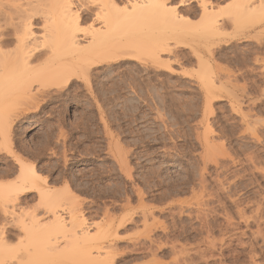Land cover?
<instances>
[{"label": "rangeland", "instance_id": "rangeland-1", "mask_svg": "<svg viewBox=\"0 0 264 264\" xmlns=\"http://www.w3.org/2000/svg\"><path fill=\"white\" fill-rule=\"evenodd\" d=\"M48 1L51 12L55 0ZM126 1L134 0L120 4ZM185 1L179 10L188 26L169 28L149 18L157 44L175 54L138 53L74 80L37 115L22 119L30 120V149L19 128L14 154L36 164L48 186L74 189L92 234L115 222V264H264V0H248L254 13L233 22L227 10L234 0H204L226 23L219 33L204 22L203 0ZM1 2L0 9L8 8ZM75 2L93 12L103 8L99 0ZM92 25L103 28L92 18L83 23ZM204 63L218 91L199 78ZM4 151L0 167L14 166ZM15 178L14 170L3 180ZM28 203L29 212L39 205L36 197ZM150 211L154 219L144 227L142 214ZM12 239L10 246H17Z\"/></svg>", "mask_w": 264, "mask_h": 264}, {"label": "bare ground", "instance_id": "bare-ground-1", "mask_svg": "<svg viewBox=\"0 0 264 264\" xmlns=\"http://www.w3.org/2000/svg\"><path fill=\"white\" fill-rule=\"evenodd\" d=\"M22 1L25 2L21 3ZM205 1L201 3L204 22L205 20L207 23L211 22L213 28L210 27L219 33L226 27V23L216 20L217 7ZM45 2L46 0L38 2L7 0L8 8L0 9V152L5 150L4 152L11 156L14 163L12 167L9 165L0 167V177H2L0 178V215L5 222L4 228L0 231V264H115L112 244V238L116 234L115 222L99 225L96 233L92 234V227L86 223L84 215L86 212L84 213L82 207L84 203H81L83 200L76 196L74 189L69 184H64L65 188L48 186L49 178L44 177L36 164H30L22 155L14 154L17 135L20 128L22 141L26 143L24 148L29 150L32 130L28 126L25 128V124L30 123V120L27 122L22 119L37 115L42 103L61 95L64 88L74 80L87 78L91 70L105 63H118L124 59L135 58L136 54L140 55L142 52L156 51V53L152 52V55L158 58L160 51L175 54L173 49L162 45L164 43L157 44L155 35L149 32L153 23L149 20L151 17L155 21L163 20L169 28L190 25L188 16H184L179 10L186 1L134 0L130 1L131 6L129 1L121 5L120 0H99L103 8L101 11H94L95 13L85 4L78 5L75 0H55L53 1L55 9L50 12L47 8L50 6L49 1L47 0L48 4ZM233 2V6H230L232 8L229 7L227 10L229 22L253 12V10L251 12L253 6H250L252 2L250 4L248 0ZM1 3L0 5L4 4ZM41 18L43 20L39 26L41 30L37 33L36 20ZM88 18H92L94 22H101L103 28L92 25L90 29L85 28V30L83 23ZM10 26L13 27L12 33L7 29ZM165 33L167 34L166 31ZM159 46L161 50L158 52ZM203 66L205 70L200 72L199 78L208 85L206 87L210 88V91L214 89L218 91L216 80L211 74L213 72L206 63ZM206 143L207 150L216 151L217 147H214L210 140ZM115 149L119 153L122 151V148L117 146ZM119 153L117 155L120 157L122 154ZM6 160L3 163L7 164ZM124 160L122 162H125ZM215 162L217 164V161ZM14 170L15 180L5 182L3 179ZM35 197L39 205H35L37 208L29 212L25 205ZM150 214L151 211L142 214L144 227L153 218ZM151 223H154V220ZM11 226L16 228L14 233L7 229ZM12 238L18 241L15 247L10 246Z\"/></svg>", "mask_w": 264, "mask_h": 264}]
</instances>
